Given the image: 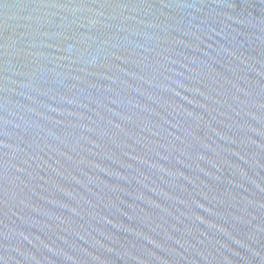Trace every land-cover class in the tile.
I'll return each instance as SVG.
<instances>
[{"label":"water","instance_id":"95a60500","mask_svg":"<svg viewBox=\"0 0 264 264\" xmlns=\"http://www.w3.org/2000/svg\"><path fill=\"white\" fill-rule=\"evenodd\" d=\"M0 264H264V0H0Z\"/></svg>","mask_w":264,"mask_h":264}]
</instances>
